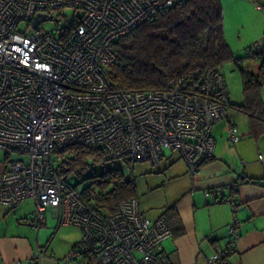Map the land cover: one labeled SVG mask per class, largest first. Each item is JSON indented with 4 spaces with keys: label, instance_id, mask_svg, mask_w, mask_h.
I'll return each instance as SVG.
<instances>
[{
    "label": "built area",
    "instance_id": "obj_1",
    "mask_svg": "<svg viewBox=\"0 0 264 264\" xmlns=\"http://www.w3.org/2000/svg\"><path fill=\"white\" fill-rule=\"evenodd\" d=\"M179 1L0 0V206L32 199L29 221L36 229L47 209H58L61 223L81 230V246L96 264H165L158 248L170 228L163 216L145 217L138 196L112 214L95 210L94 189L83 194L59 177L55 150L100 146L109 159L125 160L131 169L139 162L158 164L168 150L194 175L214 157L213 127L227 116L228 88L215 68L189 71L164 88L111 86L107 68L119 60L112 45ZM64 9H72L71 22L54 33L41 29ZM37 15L45 19L36 29ZM262 52L258 41L247 53ZM228 139L239 140L236 127ZM230 204L235 213L237 203ZM240 228L234 217L226 248L208 256L207 264H230ZM46 251L39 248L28 264H39ZM78 254L71 249L64 264Z\"/></svg>",
    "mask_w": 264,
    "mask_h": 264
},
{
    "label": "crops",
    "instance_id": "obj_2",
    "mask_svg": "<svg viewBox=\"0 0 264 264\" xmlns=\"http://www.w3.org/2000/svg\"><path fill=\"white\" fill-rule=\"evenodd\" d=\"M220 1L224 38L230 50L235 54L258 41L264 45V6L258 10V22L251 25L258 27L254 29L255 38L234 40L236 23L243 20L241 9L244 5L251 7L252 1ZM226 83L227 116L213 127V158L192 175L176 152H164L158 164L146 162L147 168L140 175L142 183L131 176L144 216L167 220L171 235L158 248L165 264H207L208 256L226 248L227 226L234 217L241 228L235 251L229 256L230 264H264V133L256 134L249 116L237 107L245 101L243 93ZM260 97L264 105V85ZM232 126L238 131L237 142L228 139ZM230 201L237 203L235 213ZM33 207L29 198L14 207L0 206V264H28L42 247L47 251L39 264H64L71 249L79 254L68 264H96L81 246L79 228L61 223L59 210L49 208L36 229L29 221Z\"/></svg>",
    "mask_w": 264,
    "mask_h": 264
},
{
    "label": "trees",
    "instance_id": "obj_3",
    "mask_svg": "<svg viewBox=\"0 0 264 264\" xmlns=\"http://www.w3.org/2000/svg\"><path fill=\"white\" fill-rule=\"evenodd\" d=\"M112 48L119 60L107 71L116 90L164 88L189 71L219 70L227 61L238 63L224 38L220 0H180L121 36ZM248 51L245 56L260 57L261 61L255 71H243L245 101L237 107L249 116L254 132L261 134L264 52L248 55ZM54 153L61 159L57 173L69 183L72 176L83 181L88 168L101 166L100 174L91 176L92 183L81 189L83 194L88 189L96 191L90 205L100 213L112 214L122 201L137 196L133 179L124 175L119 163H114L117 159H109L102 147L71 144Z\"/></svg>",
    "mask_w": 264,
    "mask_h": 264
},
{
    "label": "rangeland",
    "instance_id": "obj_4",
    "mask_svg": "<svg viewBox=\"0 0 264 264\" xmlns=\"http://www.w3.org/2000/svg\"><path fill=\"white\" fill-rule=\"evenodd\" d=\"M260 5L264 6V1L262 2L261 0L258 1ZM221 4V1H220ZM223 5H221L222 8ZM242 13V19L239 20L236 23V28L232 32V37L233 39H243L245 36L249 38H255V28H258L257 26L251 27L253 23L258 22V17H259V11L255 6V2H252V6L248 7L244 5V8L241 9ZM61 16L57 18V20H48L45 22H42L41 24V29L48 32V33H54L56 27H62L65 24L71 22V20L74 17V13L72 9H64L61 12ZM225 18H224V12L222 10V24L224 23ZM26 27L24 23L19 24V30H23ZM253 48V44L248 47L244 48L241 50V52H235L233 55L238 58V63L236 64L235 62L232 61H227L225 62L219 69L221 74L225 77V81L227 80L228 82V87H231L235 92H240L242 93V74L243 71L248 72V69H252L255 71L257 69L256 67L260 64V57L259 59H256L255 57H249V56H244L246 53L245 51ZM246 49V50H245ZM244 72V73H245ZM227 84V83H226ZM242 118L244 120H247V116L245 114H241ZM166 153L170 152L168 150H165ZM16 154L13 155V158H15ZM52 159L55 163V166L57 167L60 164V158L58 154L53 153L52 154ZM114 163H119L120 168L124 175L126 177H130L133 175L134 178H136V183L140 184L142 183V179L140 178V175L143 173L142 171L147 168V163L146 162H139L134 164L133 169L131 167L127 166L122 162V160H117ZM101 172V166L100 165H95L94 168H88L85 171L84 174V180L80 181V178L76 176H72L70 178V184L71 185H76L77 189H83L84 187H87L92 183V177L91 176H97Z\"/></svg>",
    "mask_w": 264,
    "mask_h": 264
},
{
    "label": "water",
    "instance_id": "obj_5",
    "mask_svg": "<svg viewBox=\"0 0 264 264\" xmlns=\"http://www.w3.org/2000/svg\"><path fill=\"white\" fill-rule=\"evenodd\" d=\"M45 19L44 15H37L34 20V27L37 29L38 28V23L42 20Z\"/></svg>",
    "mask_w": 264,
    "mask_h": 264
}]
</instances>
